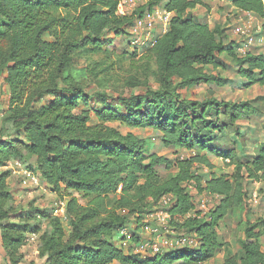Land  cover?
<instances>
[{
	"label": "trees",
	"instance_id": "16d2710c",
	"mask_svg": "<svg viewBox=\"0 0 264 264\" xmlns=\"http://www.w3.org/2000/svg\"><path fill=\"white\" fill-rule=\"evenodd\" d=\"M163 1L142 0L133 16L123 18L117 14L116 0H0V95L3 86L8 92L0 128V170L12 160L33 159L42 183L54 193H75L84 202L80 205L75 197L66 202V229L59 218L49 219V230L39 237L40 264H203L225 251L226 244L214 231L217 223L245 212L249 204L245 180L264 182V145L243 164L215 149L210 138L223 130V119L228 118L226 126L235 122L240 117L236 109L247 104L197 102L180 95L202 84L222 86L220 77L204 71L219 68L224 53L238 66L244 88L264 86V56L237 57L238 45L231 42L226 48L224 32L197 21L192 13L214 0H165L163 8L173 14L167 33L141 53H117L114 43L128 35L134 17ZM231 4L264 19V0ZM111 55L152 77L155 87L132 77L124 84L126 90L143 87L144 94L112 96L110 66L104 60V69L88 71L91 78L76 68L87 56ZM137 61L143 62L140 67L135 66ZM92 85L95 91L87 92ZM111 123L151 130L159 134L163 148L195 155L169 160L150 153L146 140L132 132L122 134ZM208 154L230 159L232 174L211 173L207 179L199 175L202 167L214 169ZM160 171L168 174L164 177ZM8 173H0V246L9 264H19L26 236L40 230L30 222L34 218L14 206ZM191 180L200 194L219 198L200 218L170 222L194 237L198 248L155 254L143 261L132 252L134 246L128 253L116 246L114 235L131 219L139 222L151 214L163 196L173 197L167 210L171 216L192 212L191 195L184 186ZM238 224L239 252L224 254V264H264L260 243L264 220L251 222L244 215ZM138 242L135 237L134 244Z\"/></svg>",
	"mask_w": 264,
	"mask_h": 264
},
{
	"label": "rangeland",
	"instance_id": "374dc122",
	"mask_svg": "<svg viewBox=\"0 0 264 264\" xmlns=\"http://www.w3.org/2000/svg\"><path fill=\"white\" fill-rule=\"evenodd\" d=\"M164 2L165 0L160 3L161 7H163ZM139 4H143L142 0H139ZM206 4V8L201 6L192 11L197 21L206 23L212 29L216 28L222 30L226 35V48L230 47L229 43L231 42L234 47L242 44L244 41L243 38H240L235 32L240 24L247 20L240 12H237V9H231V0L207 1ZM211 14H213V16H211ZM257 19L259 20L261 31L254 28V21L252 23L253 29L251 30V34L252 37H254L255 43L250 47L249 53L264 56V19ZM261 39L262 41H260ZM130 41L131 38L128 37V35L116 39L114 45L117 48V53L127 52V54H132L133 49L129 46ZM236 55L239 58L242 57L237 53ZM104 57L87 56L76 63V68L82 71L84 75H87L88 78H91L88 72L89 70L96 72L104 69V64L110 66L107 71V80L109 79V94L112 96L116 94H123L124 96L144 94L145 90L143 87L126 90L124 84L132 77H136L140 82H145V84L148 83L150 88L155 87L152 77L146 78V74L141 71H134L126 59L118 60L116 58L117 55H111L108 59ZM139 57L140 56L135 60ZM102 60H104V64H101ZM92 63H95V65ZM142 63V61H137L135 66L140 67ZM204 72L209 75L220 77L223 85L218 87L215 84H202L181 91L180 95L185 99L197 102L215 99L228 106H238L241 103L247 104L245 108L238 107L236 109L240 117L235 120V122L231 124L228 122L226 126L225 124L227 121L225 120L228 118L223 119L220 122V128L223 130L220 132L216 131L210 135L215 149L228 153L230 157L237 162L246 164L256 155L258 148L264 145V86L254 85L248 89L244 88L246 82L238 77V66L235 64V61L226 55V53L220 57L219 68L212 69L208 67ZM94 91L95 87L93 85L87 88V92L89 93ZM91 104L93 105L94 103ZM7 106L8 92L6 87L3 86L2 94L0 95V128L2 117L5 115ZM209 113L213 115L215 112L211 110ZM92 123H95L94 119ZM109 126L117 129L122 134L132 132L138 138H142L149 143V146H147L148 152H155L157 155L164 156L169 160H184L195 155V151L188 152L185 150L163 148L159 142V134L151 130H129L128 128L119 126L117 123H111ZM208 158L214 168L213 171L205 170L206 168L200 169L197 171L199 175L207 179L211 173H221L228 176L232 174L233 167L228 165L230 159L223 160L211 154H208ZM4 171L9 172L6 178V184L12 193L15 203L14 206H19V208L22 209L24 212L23 216L34 218L31 219L30 222L38 226L40 230V232L36 234L30 233L26 236L24 245L21 248L23 257L19 264H40L41 260L38 258L39 237L43 232L49 230V219L59 218L62 222V226L66 229L64 212L63 214H54L55 211L61 204L65 207L70 197L77 198L80 205H83L84 202L81 198H78L75 193H70L69 191L65 193H54L46 184L42 183L38 177L33 159L28 162L12 160L0 170V173ZM24 171L35 175L38 179V184H32L30 181L24 184ZM175 172V169L171 171V173ZM160 174L165 177L168 173L160 171ZM244 190L249 200L245 212L231 219L221 220L214 229L216 235L226 244L225 251L219 252L215 258L203 264H224V254L234 255L239 252L237 244L238 240L241 238V228L238 223L244 219V215L248 217L251 222L264 220V182H253L246 179L244 182ZM253 194L256 195L254 200L251 199ZM191 200L193 203V211L188 213V216L190 218L195 216L200 218L216 206L219 198L200 194L197 190L196 193H191ZM202 203L205 204V209L203 210L201 209ZM157 210H161V207L158 205L153 212H157ZM163 211L166 210L163 209ZM42 214H44L47 219H43L41 217ZM185 220L186 219L183 218V220H179L177 223H182ZM172 222H176V220ZM152 230H156V233H153ZM135 237H139V242L136 244H134ZM162 238H167L174 244L173 248L168 252L179 251L185 248L196 249L199 246V242L194 239V237L186 234L183 229L174 228L170 223L166 226H161L153 218H146V216H143L139 222L135 221V219H131L124 229L114 235L113 240L116 246L125 253H128L129 248L134 246L132 252L138 254L139 258L144 261L146 257H152L156 254L149 248V245L152 244V242H159ZM181 238H189L193 243L190 246H185L181 243L176 244ZM260 243L264 249V235L260 238ZM163 253L165 252H162V250L158 252V254ZM0 264H9L1 246Z\"/></svg>",
	"mask_w": 264,
	"mask_h": 264
},
{
	"label": "built area",
	"instance_id": "2783aa9c",
	"mask_svg": "<svg viewBox=\"0 0 264 264\" xmlns=\"http://www.w3.org/2000/svg\"><path fill=\"white\" fill-rule=\"evenodd\" d=\"M117 1V14L120 17L128 18L133 16L135 12L142 5L139 4V0H116ZM247 21H244L240 24L239 28L236 30L235 34L239 35L240 38H243V43L238 45L236 48V53L241 55L242 57L249 53L250 47L255 43L254 37H252L251 30L253 29L252 23L255 21L254 28L258 31H261V27L259 25V20L257 19L253 13L247 11L238 10ZM173 17L171 12H168L161 6L153 7L149 10H143L142 14L139 17H134L132 25L128 28V37L131 38L129 46L132 47L133 51L137 53H141L146 48H152L156 41L167 33L169 23ZM262 41V39L260 40ZM201 169H205L202 167ZM207 170V169H205ZM23 176L25 177L24 184L30 181L32 184H38V179L35 175L28 173L26 171L23 172ZM27 180V181H26ZM203 185V183H201ZM187 190L191 193H196L197 188L194 181H189L184 185ZM208 196V195H207ZM211 197V196H210ZM256 195L253 194L251 199H255ZM173 197L171 195L163 196L158 201V206L161 207V210H157V212H153L146 216V218L151 217L155 221L159 223L161 226H166L171 221L183 220V218L188 219V213L183 217H174L171 216L167 210L171 207ZM62 205V204H61ZM55 211L54 214L64 212V206L62 205ZM205 204L202 203L201 209H205ZM165 209L166 211H163ZM190 218V217H189ZM153 233H156V230H152ZM159 238V237H157ZM185 246H190L193 241L189 238H181L179 242ZM174 244L172 241L167 238H162L159 242H152L149 245V248L158 254L160 250L162 252H168L173 248Z\"/></svg>",
	"mask_w": 264,
	"mask_h": 264
},
{
	"label": "crops",
	"instance_id": "0c3cea01",
	"mask_svg": "<svg viewBox=\"0 0 264 264\" xmlns=\"http://www.w3.org/2000/svg\"><path fill=\"white\" fill-rule=\"evenodd\" d=\"M231 9L236 10L233 6H231ZM211 13H213V12H211ZM211 16H213V14H211Z\"/></svg>",
	"mask_w": 264,
	"mask_h": 264
}]
</instances>
